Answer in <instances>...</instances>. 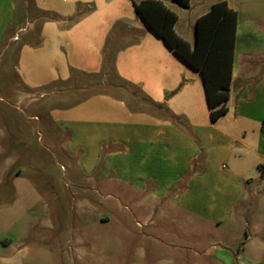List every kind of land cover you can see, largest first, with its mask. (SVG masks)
Wrapping results in <instances>:
<instances>
[{"label":"crops","instance_id":"1","mask_svg":"<svg viewBox=\"0 0 264 264\" xmlns=\"http://www.w3.org/2000/svg\"><path fill=\"white\" fill-rule=\"evenodd\" d=\"M162 1L173 10L174 0ZM218 1H227L238 21L228 111L216 121L200 72L146 25L132 0H34L32 8L27 0H0V50L17 47L16 67L25 88L60 97L76 93L61 87L74 86L76 74L109 78L105 58L111 51L114 77L140 86L187 125L134 112L124 99L108 94H76L67 105L59 101L50 115L68 136L79 173L143 194L153 214L168 217V224L179 213L186 222L213 223L225 231L235 229L237 219L248 227L257 194L253 170L264 164V0H214L196 17L193 41L176 32L193 44L197 18ZM80 4L91 12L67 26ZM39 11L64 21L40 23ZM251 237L247 234V240ZM226 249L222 244L216 249L225 254L219 255L222 264H247Z\"/></svg>","mask_w":264,"mask_h":264},{"label":"rangeland","instance_id":"2","mask_svg":"<svg viewBox=\"0 0 264 264\" xmlns=\"http://www.w3.org/2000/svg\"><path fill=\"white\" fill-rule=\"evenodd\" d=\"M212 1L190 0L189 7L173 2L175 30L193 41L195 19ZM16 49L0 50V264H222L219 244L238 261L264 264L259 166L253 170L257 194L248 227L237 219L235 229L220 231L213 223L186 222L175 211L177 221L168 224V217L153 214L143 194L79 173L78 156L50 115L60 102L74 103L76 94L81 98L111 91L114 83L121 86L112 68L105 80L76 74L74 86L62 84L74 95L41 96V90L22 85Z\"/></svg>","mask_w":264,"mask_h":264},{"label":"trees","instance_id":"3","mask_svg":"<svg viewBox=\"0 0 264 264\" xmlns=\"http://www.w3.org/2000/svg\"><path fill=\"white\" fill-rule=\"evenodd\" d=\"M134 6L146 25L160 37L170 48L190 67L200 72L203 78L211 118L216 121L228 111L227 101L232 82V71L235 59V40L238 13L229 7L227 1H218L210 9L197 18L195 26V41L188 42L175 30L178 15L162 0H132ZM183 7L190 6V0H174ZM29 8L34 6V0H27ZM78 5L76 13L67 19V26H72L91 9ZM19 15V11H17ZM40 23L48 20L64 21L56 13L39 11ZM14 25H12L13 28ZM36 31H34L35 33ZM105 65L114 71V58L110 51L105 58ZM261 76L259 77V79ZM122 85L114 86L111 91H96L90 95L108 94L118 99H124L130 110L134 112L148 111L162 115L178 125H187L186 120L152 100L140 86L120 79ZM121 92L129 96L130 101ZM264 131V120H263ZM261 176L264 177V164L259 165Z\"/></svg>","mask_w":264,"mask_h":264}]
</instances>
